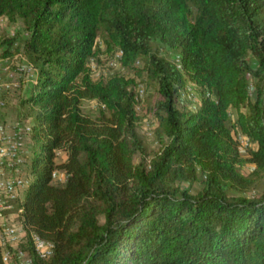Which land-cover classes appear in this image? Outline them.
Returning a JSON list of instances; mask_svg holds the SVG:
<instances>
[{
	"label": "trees",
	"instance_id": "obj_1",
	"mask_svg": "<svg viewBox=\"0 0 264 264\" xmlns=\"http://www.w3.org/2000/svg\"><path fill=\"white\" fill-rule=\"evenodd\" d=\"M0 17L25 24L36 71L20 101L30 180L12 209L34 264H264V0H0ZM13 44L0 36L3 57ZM102 52L120 69L93 78ZM189 83L194 111L178 106Z\"/></svg>",
	"mask_w": 264,
	"mask_h": 264
},
{
	"label": "rangeland",
	"instance_id": "obj_2",
	"mask_svg": "<svg viewBox=\"0 0 264 264\" xmlns=\"http://www.w3.org/2000/svg\"><path fill=\"white\" fill-rule=\"evenodd\" d=\"M5 35L14 38L13 48L9 49V54L3 57V49H0V142L1 137L4 135H11L14 133L19 126L23 127V133L21 134L23 155H25L26 163L21 171L24 181L21 188L18 190V198H20L27 187L28 180H30V174L28 169L29 156L31 155V141L28 136L29 125H31V115L28 114V108L21 105L20 101L24 96L27 95L29 89L35 81L36 71L33 64L30 62V54L26 51L24 42L28 37V31L25 24L19 20L15 23H10L6 17H0V36ZM98 42H101L100 39ZM100 47L103 48L102 43ZM165 52V50H164ZM117 55V54H116ZM104 52L100 53L98 61H93L90 63L92 69L93 78H97L100 75H109L113 72L118 71V63H113V58L115 54L110 57ZM170 59L178 64L177 56L174 53L169 52L167 55ZM120 58V55L117 59ZM136 82L140 83L142 77L138 76L135 78ZM136 98H141L142 100H148L150 98L151 88H145L142 84L136 89ZM198 92L194 85L188 84V93L182 94L178 100V106L180 108L195 110L200 103ZM141 101L136 105L137 110H140ZM82 110L87 114H96L98 111V104L94 100H86L82 105ZM234 115V113H233ZM4 116V117H3ZM155 120L151 116H146L142 119L139 126V133L145 140L147 147L150 151L157 149V144L154 141L152 130L155 127ZM25 132V133H24ZM239 146L242 155H246V149L248 147H255L254 144L250 143L244 138H239ZM57 160H63L64 154L58 152ZM253 166L246 163L241 168L243 173L247 174L252 170ZM54 182L61 183L64 180V175L56 174ZM262 188V184L258 186V190ZM5 218L7 224L19 227V221L15 210L5 213ZM22 230V227H21ZM22 234L24 236L23 230ZM11 247H9L10 249ZM5 256V257H4ZM3 260L6 264H11L9 262L6 252L3 251ZM6 259V260H5Z\"/></svg>",
	"mask_w": 264,
	"mask_h": 264
},
{
	"label": "built area",
	"instance_id": "obj_3",
	"mask_svg": "<svg viewBox=\"0 0 264 264\" xmlns=\"http://www.w3.org/2000/svg\"><path fill=\"white\" fill-rule=\"evenodd\" d=\"M120 52L113 58L117 59ZM23 127L19 126L11 135H4L0 142V233L3 234V248L9 257L11 264H34L26 250L19 248L20 244L25 242L22 235L21 225L16 227L7 224L5 213L10 212L14 207L15 200L18 199V190L24 177L21 171L26 163L23 155L21 134ZM25 133V132H24ZM56 176H53L55 178ZM37 255L45 259L48 248L40 246L31 240ZM9 247H11L9 249Z\"/></svg>",
	"mask_w": 264,
	"mask_h": 264
},
{
	"label": "bare ground",
	"instance_id": "obj_4",
	"mask_svg": "<svg viewBox=\"0 0 264 264\" xmlns=\"http://www.w3.org/2000/svg\"><path fill=\"white\" fill-rule=\"evenodd\" d=\"M120 55V54H119ZM118 55V56H119ZM118 58V57H117ZM117 60V59H116ZM115 60V61H116ZM114 61V62H115ZM113 62V63H114ZM24 181V180H23ZM23 181H22V183H23ZM22 183H21V186H22ZM23 235V234H22ZM31 240H33L34 242H36L39 246H40V248H48V253H49V255H47L46 256V258L45 259H48V257L49 256H51V254H52V252H53V245H52V243H49V242H46V241H43V240H41L40 238H38L37 236H35V235H32L31 236ZM0 243L2 244V246H3V234L2 233H0ZM4 251V250H3ZM4 252H6V251H4ZM7 255V254H6ZM8 256V255H7ZM5 257V256H4ZM3 257V258H4ZM7 259H9V257L7 258ZM6 260V259H5ZM10 263H11V261H9Z\"/></svg>",
	"mask_w": 264,
	"mask_h": 264
},
{
	"label": "crops",
	"instance_id": "obj_5",
	"mask_svg": "<svg viewBox=\"0 0 264 264\" xmlns=\"http://www.w3.org/2000/svg\"><path fill=\"white\" fill-rule=\"evenodd\" d=\"M1 114V113H0ZM4 117V116H3ZM0 119H1V117H0ZM6 264V263H5Z\"/></svg>",
	"mask_w": 264,
	"mask_h": 264
}]
</instances>
